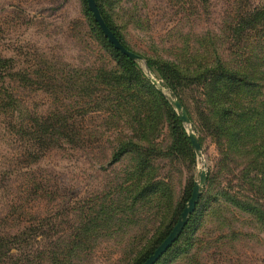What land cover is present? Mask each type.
I'll return each mask as SVG.
<instances>
[{"label": "rangeland", "instance_id": "1", "mask_svg": "<svg viewBox=\"0 0 264 264\" xmlns=\"http://www.w3.org/2000/svg\"><path fill=\"white\" fill-rule=\"evenodd\" d=\"M98 3L145 80L120 77L84 0H0V236L23 241L3 264H142L203 172L155 264H264V224L227 199L264 212V76L215 90L194 78L218 62L264 71V28L236 26L264 0ZM146 59L176 67L174 89Z\"/></svg>", "mask_w": 264, "mask_h": 264}, {"label": "trees", "instance_id": "2", "mask_svg": "<svg viewBox=\"0 0 264 264\" xmlns=\"http://www.w3.org/2000/svg\"><path fill=\"white\" fill-rule=\"evenodd\" d=\"M95 2L97 4L98 8L100 9L98 0H95ZM84 3L86 6L87 15L91 19V21L93 22V25L95 27L96 34L102 40L104 47L108 48L109 51L111 52V54L114 56V58L119 62L120 69H121V72H120L121 76L120 77H123V78L131 80V81H133V80H138V81L139 80H145L144 75L142 74V71L139 68L138 64L135 61H133L130 58L123 55L121 52L115 50L113 48V46L108 43L107 39L104 38L103 32L101 31L99 25L94 21L93 15L86 5V0H84ZM100 13H101V16H102L105 24L107 25V27L117 37V39L120 41V43L126 49H128L127 45L120 38V36L117 33V31L115 30V28L110 25L109 21L103 15V12H101V10H100ZM236 26L237 27L242 26L244 29H247L246 30L247 32H248V30L255 31L259 28L263 29L264 28V4L261 7L255 8L251 11H248L244 15H242L239 18V20L237 21ZM259 59H260V61H263L262 58H259ZM247 63L248 62H246V64H244V72H243V71H240L237 69L229 68V67L223 65L221 62H218L214 66H209V68H206V67L203 68V72H201L198 76H194V78L198 81L199 85L202 84L203 86L204 85L212 86V90H215L216 87H219L221 85L228 86V87L232 86L235 88L241 87V88L248 89L249 87L252 86V83H253L254 76L252 74L255 72L256 76H258V75L264 76V71L262 70L263 68H260L256 64H255V67H252L250 65H247ZM146 65L152 73H154L155 75L158 74L160 76V78H162L165 81V83L168 87H170L171 89H174L173 81H175V80H172V78H174L176 76L177 77L181 76V73L176 69V67L174 65H171V64H169L167 62H163V61L162 62L155 61L152 59H146ZM196 73L198 74L197 70L195 71V74ZM187 77H190V76H184L183 78H181L182 81H184ZM256 79L259 80L257 77H256ZM260 81H264V78H261ZM160 99H161V101H165L164 98H162V97H160ZM165 105L168 106L169 104L165 102ZM172 121H174V124H176L179 127L182 137L188 143V138L186 137V135H185V133L181 127V124L175 115L173 116ZM126 147H128V146L126 145ZM123 149L124 148H121L116 153V157L123 151ZM257 191L254 193L258 194ZM227 199L232 205L242 209L243 211H245L249 214L254 215L262 224H264V212H262L263 210L261 211L260 208H257V207L253 208L249 204H247V206H246V204H243V202H240L236 199L235 200L232 199L231 196H228ZM255 204H256V202H255ZM187 226H188V224L185 226L184 231L187 228ZM183 232H182V234H183ZM182 234H181V236H182ZM181 236H180V238H181ZM22 243H23L22 240L14 237V236L13 237H7V238L0 236V264H3L4 258L6 256L10 255V253L12 252L13 249H15L17 251L18 250L17 247H22ZM168 250H167V252H168ZM8 263L9 262H7L6 264H8Z\"/></svg>", "mask_w": 264, "mask_h": 264}, {"label": "water", "instance_id": "3", "mask_svg": "<svg viewBox=\"0 0 264 264\" xmlns=\"http://www.w3.org/2000/svg\"><path fill=\"white\" fill-rule=\"evenodd\" d=\"M87 6L90 10V12L93 15V18L95 22L99 25L101 31L103 32L105 38L108 40V42L114 47L115 50L121 52L126 57L130 58L131 60H140L141 57L128 49H126L116 38V36L111 32V30L107 27L105 24L98 8L95 3V0H86ZM176 110L178 112H181L180 120L184 123H188L189 119L187 118V115L185 111L182 109V106L177 101L173 102ZM189 139L192 143V146L196 151L200 150V144L198 143L197 139L193 134L189 135ZM206 181V175L205 173L200 174V184H195L191 197L188 201L187 206L184 208L183 212L181 213L180 219L170 232V234L166 237V239L156 248V250L153 252L151 256L145 260L142 264H155L165 253L166 251L173 245V243L179 238L180 234L182 233L183 229L185 228L187 224V220L189 215H191L195 209V206L198 202L199 196H200V185H202Z\"/></svg>", "mask_w": 264, "mask_h": 264}]
</instances>
